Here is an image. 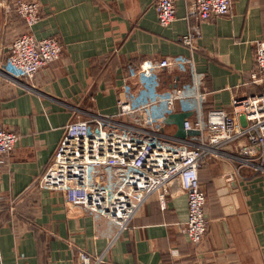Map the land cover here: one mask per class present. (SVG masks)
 I'll list each match as a JSON object with an SVG mask.
<instances>
[{"label": "crops", "instance_id": "crops-1", "mask_svg": "<svg viewBox=\"0 0 264 264\" xmlns=\"http://www.w3.org/2000/svg\"><path fill=\"white\" fill-rule=\"evenodd\" d=\"M14 1L0 0V126L18 136L0 165V264H81L80 252L100 264H264V172L237 169L231 146L199 170L209 220L199 245L181 232L188 207L177 181L166 209L154 193L124 229L38 186L71 121L116 115L127 65L191 54L181 37L197 24L192 1L176 0L175 20L162 26L156 0H37L41 20L33 27ZM198 25L193 55L207 110H230L234 98L262 92L254 55L264 39V0H234L228 15ZM28 33L59 39L61 56L31 81L6 77L11 44ZM176 132L165 122V136L193 142Z\"/></svg>", "mask_w": 264, "mask_h": 264}, {"label": "built area", "instance_id": "built-area-1", "mask_svg": "<svg viewBox=\"0 0 264 264\" xmlns=\"http://www.w3.org/2000/svg\"><path fill=\"white\" fill-rule=\"evenodd\" d=\"M190 1L197 24L181 40L191 54L130 64L116 115L71 121L38 186L58 191L71 205L124 229L154 193L161 209H166L167 188L177 181L187 195L188 207L181 232L199 245L209 229L207 196L199 177L203 164L218 157L223 147L231 146L233 151L227 157L236 162L237 169L249 166L264 172V39L256 41L254 55L262 92L234 98L230 110H206L205 77L193 55L200 36L198 24L228 15L234 0ZM14 6L29 27L41 20L39 1L17 0ZM6 9L12 7L7 4ZM155 10L160 25L168 26L176 18V0H156ZM61 52L56 37L20 35L11 44L2 72L11 79L31 81L39 70L57 61ZM165 74L168 87L163 81ZM178 112L191 113L184 128L199 131L193 142L163 134L168 116ZM17 141L14 132L0 126V165ZM79 258L81 264L101 263L85 252H80Z\"/></svg>", "mask_w": 264, "mask_h": 264}, {"label": "water", "instance_id": "water-1", "mask_svg": "<svg viewBox=\"0 0 264 264\" xmlns=\"http://www.w3.org/2000/svg\"><path fill=\"white\" fill-rule=\"evenodd\" d=\"M191 116L190 112H178L168 116L166 123H173L177 126L176 137L184 139L187 136H197L199 131L197 130H188L184 128V123L187 118Z\"/></svg>", "mask_w": 264, "mask_h": 264}, {"label": "trees", "instance_id": "trees-1", "mask_svg": "<svg viewBox=\"0 0 264 264\" xmlns=\"http://www.w3.org/2000/svg\"><path fill=\"white\" fill-rule=\"evenodd\" d=\"M17 1V0H16ZM16 1H14V3L16 2ZM13 10L16 12V9H15V6H14V4H13ZM17 13V12H16ZM133 65H135V66H138V65H140V63L139 64H134V63H132ZM130 65V64H129ZM129 65H127V73H128V66ZM126 73V74H127ZM205 109L207 110V108H206V105H205ZM208 110H210V109H208Z\"/></svg>", "mask_w": 264, "mask_h": 264}]
</instances>
